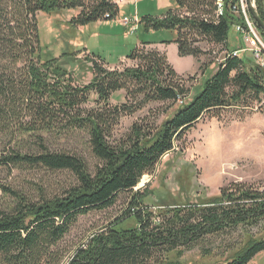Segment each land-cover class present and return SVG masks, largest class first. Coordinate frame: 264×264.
Masks as SVG:
<instances>
[{
	"label": "trees",
	"instance_id": "trees-1",
	"mask_svg": "<svg viewBox=\"0 0 264 264\" xmlns=\"http://www.w3.org/2000/svg\"><path fill=\"white\" fill-rule=\"evenodd\" d=\"M172 1L176 9L161 17L144 15L139 23L175 30L181 56L198 59L206 53L196 44L199 38L227 51L189 101L195 75L178 74L166 52L147 49L151 42L136 47L127 58L137 63L122 71L107 68L96 55L88 57L93 79L84 86L76 85L57 60L42 61L39 12L79 10L70 20L78 27L117 17L120 7L114 0H0V168H43L73 176L53 194L43 190L32 196L2 185L8 199L0 203V264H161L175 250L183 254L200 246L210 254L220 248L213 240L224 237L232 238L222 252L238 250L217 264H248L264 251V238L251 235L238 246L240 241L232 240L264 222V186L234 181L210 202L160 205L159 210L146 204L147 188L136 189L205 115L219 118L232 108L243 114L264 107V64L254 52L234 55L244 44L233 49L229 39L232 27L247 29L240 0ZM256 4L264 22V0ZM122 89L141 96L139 104L111 106L110 97ZM91 93L97 95V108L85 107ZM151 102L177 108L158 126L135 122L115 138L121 116ZM80 135L84 153L52 142ZM124 198L125 210L107 226L75 250L64 244L81 216L113 209Z\"/></svg>",
	"mask_w": 264,
	"mask_h": 264
},
{
	"label": "rangeland",
	"instance_id": "rangeland-1",
	"mask_svg": "<svg viewBox=\"0 0 264 264\" xmlns=\"http://www.w3.org/2000/svg\"><path fill=\"white\" fill-rule=\"evenodd\" d=\"M119 5L120 13L114 19L99 20L78 27H73L70 20L79 13V10L39 12L37 21L42 61L57 60L58 65L72 75L76 85L84 86L93 79L92 63L88 57L96 55L106 63L107 68L122 71L137 63L128 59L127 56L136 47H141L143 42H151V45H147V49L157 48L161 52H166L169 63L178 74L185 77L195 75L191 94L187 97V101L191 100L206 79L215 73L227 51L220 47H213L199 38L196 44L206 53L198 59L192 55L181 56L175 43L177 37L175 30H154L139 23L144 15L161 17L171 7L174 6L173 8L176 9V4L172 0H125L119 2ZM252 6L260 17L256 0H252ZM240 12L250 23V34L258 39L259 46L263 49L264 29L250 12L246 0H240ZM125 17L130 20L127 24H125ZM135 20H138L136 31L131 28L136 24ZM237 26L229 31L231 46L233 45L234 49V45L243 42L242 51L250 54L253 50L246 48L241 33L237 31ZM205 67L206 71L202 73L201 70ZM139 98L141 96L135 97L122 89L112 94L109 104L137 106ZM97 105V95L91 93L85 107L97 108ZM176 108V104L169 102L148 103L131 114L122 115L114 130V136L121 138L130 131L135 122L158 126L173 115ZM238 110L229 109L219 118L205 115L188 130L182 140L176 143L174 150L161 158L155 172L152 175H145L137 186L136 189L142 191L147 188L146 204L158 209L160 205L207 203L218 197L221 187L234 181H242L255 188L264 186V107L260 108L257 105L252 109L244 110L243 114L236 112ZM52 142L70 151L86 152L83 135ZM89 163L93 166L95 161L90 158ZM72 180L73 176L68 171H50L43 168L9 171L0 168V203L8 199L4 195L2 185L15 187L33 196L40 194L43 190L48 194L59 192ZM125 202L124 198L113 209L96 210L81 216L66 237L64 244L73 246L75 250L86 242L91 234L120 216L127 206ZM130 225H134V222L132 221ZM251 235L264 238V222L257 227H250L239 237L235 235V239L232 240L240 241L236 245L238 246ZM231 238L213 240L216 241L215 246H220L221 249L215 247L214 251L207 255L203 253L200 246L186 250L183 254H179L177 250L171 251L166 255V261L161 264L224 263L230 260L234 252L238 250L222 252L223 246L229 243L227 241ZM248 264H264V251L258 253Z\"/></svg>",
	"mask_w": 264,
	"mask_h": 264
},
{
	"label": "built area",
	"instance_id": "built-area-1",
	"mask_svg": "<svg viewBox=\"0 0 264 264\" xmlns=\"http://www.w3.org/2000/svg\"><path fill=\"white\" fill-rule=\"evenodd\" d=\"M135 21H136V24L135 25H132V27H131L132 30H136V28H137V25H138L137 21L138 20H135ZM245 21H246L247 29L244 30L243 25H238L237 26V28H238L237 31H239L241 33V35L243 37V40H244V42L246 44V48L248 47V49L253 50L254 56L257 58V60L261 64H264V61H263L264 48L262 49V47L259 46V43L260 42L258 41V39H256V37H254V36H252L250 34V23L247 20H245ZM129 22H130L129 18L128 17H125V24H127ZM250 42H251V44H250ZM234 52H239V51L236 50Z\"/></svg>",
	"mask_w": 264,
	"mask_h": 264
},
{
	"label": "water",
	"instance_id": "water-1",
	"mask_svg": "<svg viewBox=\"0 0 264 264\" xmlns=\"http://www.w3.org/2000/svg\"><path fill=\"white\" fill-rule=\"evenodd\" d=\"M248 4V8L250 12L253 14L254 18L257 20L258 24L264 29V22L262 19L257 15L255 9L252 6V0H246ZM145 186V183L143 184Z\"/></svg>",
	"mask_w": 264,
	"mask_h": 264
},
{
	"label": "crops",
	"instance_id": "crops-1",
	"mask_svg": "<svg viewBox=\"0 0 264 264\" xmlns=\"http://www.w3.org/2000/svg\"><path fill=\"white\" fill-rule=\"evenodd\" d=\"M118 5H119V2L121 3V2H123V1H125V0H119V2H118V0H114ZM164 1H167V0H164ZM119 7H120V5H119ZM174 7V6H173ZM173 7H171V8H173Z\"/></svg>",
	"mask_w": 264,
	"mask_h": 264
},
{
	"label": "bare ground",
	"instance_id": "bare-ground-1",
	"mask_svg": "<svg viewBox=\"0 0 264 264\" xmlns=\"http://www.w3.org/2000/svg\"><path fill=\"white\" fill-rule=\"evenodd\" d=\"M222 2V1H221ZM221 5V4H220ZM223 6V5H222ZM224 11V10H223ZM241 52H243V51H239V52H233V54L234 55H237V54H239V53H241Z\"/></svg>",
	"mask_w": 264,
	"mask_h": 264
}]
</instances>
